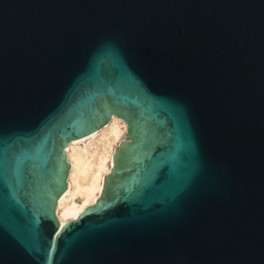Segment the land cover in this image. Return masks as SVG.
<instances>
[{
  "label": "water",
  "instance_id": "water-1",
  "mask_svg": "<svg viewBox=\"0 0 264 264\" xmlns=\"http://www.w3.org/2000/svg\"><path fill=\"white\" fill-rule=\"evenodd\" d=\"M113 115L60 224L65 148ZM0 264H264V0H0Z\"/></svg>",
  "mask_w": 264,
  "mask_h": 264
},
{
  "label": "bare ground",
  "instance_id": "bare-ground-1",
  "mask_svg": "<svg viewBox=\"0 0 264 264\" xmlns=\"http://www.w3.org/2000/svg\"><path fill=\"white\" fill-rule=\"evenodd\" d=\"M126 132L123 119L113 115L100 129L81 138L71 140L66 146L70 169L67 177V188L56 202L55 214L64 224L68 219L75 218L89 205L94 204L101 193L103 176L113 166L111 160L114 148ZM97 137L98 144L88 154L86 145Z\"/></svg>",
  "mask_w": 264,
  "mask_h": 264
},
{
  "label": "rangeland",
  "instance_id": "rangeland-1",
  "mask_svg": "<svg viewBox=\"0 0 264 264\" xmlns=\"http://www.w3.org/2000/svg\"><path fill=\"white\" fill-rule=\"evenodd\" d=\"M123 138H124V136H123ZM96 139H97V137H95L94 140L91 141V142H89V143H88V140H85L84 142H81L79 145H80L81 147H83V146L86 145V149H87V152H88V154H89V153L92 151V149H93L94 147H96V144H98V142H99V141H97ZM117 146H118V145H117ZM117 146H116V147H117Z\"/></svg>",
  "mask_w": 264,
  "mask_h": 264
},
{
  "label": "snow or ice",
  "instance_id": "snow-or-ice-1",
  "mask_svg": "<svg viewBox=\"0 0 264 264\" xmlns=\"http://www.w3.org/2000/svg\"><path fill=\"white\" fill-rule=\"evenodd\" d=\"M61 227H63V225H61Z\"/></svg>",
  "mask_w": 264,
  "mask_h": 264
}]
</instances>
